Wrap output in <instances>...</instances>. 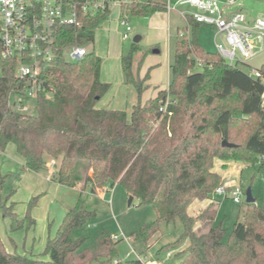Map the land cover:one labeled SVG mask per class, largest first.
Segmentation results:
<instances>
[{"label": "trees", "instance_id": "16d2710c", "mask_svg": "<svg viewBox=\"0 0 264 264\" xmlns=\"http://www.w3.org/2000/svg\"><path fill=\"white\" fill-rule=\"evenodd\" d=\"M167 11L164 0H140L131 13L144 18ZM111 12L82 18L81 28L65 26L56 33L60 49L55 59L41 64L42 77L53 95L40 96L35 113L23 114L9 107V99L19 89L16 60L0 59V151L9 144L23 158L25 169L47 170L49 158L60 161L52 175L65 187L90 186L92 193L121 184L141 204L151 205L155 221L133 235L149 241L160 232V223L179 218L181 236L162 248H175L187 238L190 243L176 254L178 264H264V204H245L241 217L227 231L215 225L216 201L210 199L222 178L214 170V160L233 159L264 169V65L256 77L238 66L229 65L220 54L203 49L198 30L203 26L188 18L191 30L176 39L171 80L167 90L145 103L149 72L141 77L145 54L132 43L121 57L125 83L133 85L137 103L127 111L97 107L111 85L101 79L102 58L94 51L82 61H68L62 51L74 45L95 42L97 28ZM140 61L135 65L136 57ZM197 59L202 60L199 63ZM167 98L166 111L161 110ZM223 141L235 144L224 147ZM4 178L0 171V221L8 215L17 219L15 202L4 200ZM231 188L227 187V192ZM26 219L34 225L31 210ZM209 200L196 215L190 206ZM94 212L70 208L53 237H49L40 259L12 253L0 232V264H114L118 241L105 230L95 244L85 247V239H73L72 231L94 219ZM19 227H22V222ZM119 264H123L122 262ZM125 264H145L140 258Z\"/></svg>", "mask_w": 264, "mask_h": 264}, {"label": "rangeland", "instance_id": "374dc122", "mask_svg": "<svg viewBox=\"0 0 264 264\" xmlns=\"http://www.w3.org/2000/svg\"><path fill=\"white\" fill-rule=\"evenodd\" d=\"M179 0H170V4L175 8L172 11H161L167 13V27L164 30L166 35H169L160 43L150 44L149 29L145 25L147 21L145 18L134 16L131 13L128 20L132 25L129 41H124L122 34L124 28L118 21V13L113 10L111 16L108 17L96 30L95 42L86 45L89 52L94 51L102 58V77L107 79L112 86L110 90L99 99L98 108L115 109L131 112L132 106L137 103V95L133 85L125 83L124 72L121 64V54H128L131 45L134 42L135 36H143V41L139 44L140 52L145 54V59L142 67L145 71H150V78L158 77L159 87L167 86L168 78V64L174 61V47L177 37V28H186L187 20L181 15V12H195L193 7L180 6ZM226 0H220L225 2ZM164 2L167 4L166 0ZM235 11L241 9L251 22L258 18L264 19V0H237ZM147 28V29H146ZM209 26H200L198 35L201 39L205 38L206 45L210 50L217 51L214 43L213 30ZM210 31V32H209ZM169 39V41H168ZM205 46V47H208ZM161 47V53L156 55L153 50ZM65 54V53H64ZM140 56L136 57L135 65L140 61ZM158 57V64L156 66L152 58ZM148 58V59H147ZM264 65V53L256 56L248 63H240L239 68L256 77L258 71ZM105 73V75L103 74ZM1 76V72H0ZM150 80V79H149ZM165 80V81H164ZM150 86L143 93L141 100L144 102L147 98L155 95L156 87L150 83ZM158 88V87H157ZM32 101L34 105L31 113H35L37 103ZM13 150V151H11ZM5 154L0 156V171L4 178V186L1 191L2 198L6 200L10 198L15 202V214H17L18 221L22 222V227H19V222L11 216L2 218L0 221L1 238L7 250H20L24 255L40 259L42 253L46 248L48 237V224L43 214L39 215L31 225L29 219H26L27 208L29 203L36 197H40L38 203L45 194L39 193L47 190L46 181H31L25 179V171L20 166V156L13 144H9L5 149ZM214 170L221 176L222 182L225 186L240 187L245 193L242 198V204H236L229 194L227 198L218 195L216 192L212 193L210 199H214L217 204L218 213L214 224H222L227 231L225 240H229V233L233 230L235 222L242 216L246 204L247 189L250 188L255 198V204L258 207L264 204V169H261L260 163L251 164L245 161H238L227 159L223 161L219 158L214 160ZM59 159L47 160V170L41 171L44 177L54 173L59 165ZM35 173V172H34ZM41 176V175H40ZM221 186V184L219 185ZM108 186L99 189L96 193H92L90 188H86L79 198L78 193L73 195V208L78 210H88L94 212L95 218L89 220L83 227L75 228L71 237L73 239H85V247H90L95 244L97 237L102 231H109L112 237L119 236L117 250V259H122L125 264L127 260L141 259L145 264H178L176 254L186 248L190 241L185 238L182 244L175 248H166L165 251L160 252L167 244L175 242L183 232V225L179 218H175L169 222L160 223V232L150 238L149 241L135 240L133 235L140 230L145 224L155 221L157 213L151 205L141 204L138 197H134L130 204L131 196L127 193L125 188L117 183L114 188L106 191ZM49 194V192H47ZM30 194L29 198L28 195ZM71 195V193L69 194ZM48 196V195H47ZM72 196V195H71ZM70 198V197H69ZM61 200V199H60ZM207 201H198L202 206L207 204ZM37 203V205H38ZM65 201L62 200V205ZM196 205V206H197ZM43 206V204H42ZM41 206V207H42ZM71 207V208H72ZM35 208V207H34ZM34 208L31 210L33 212ZM32 218L33 213H32ZM8 236L15 238L16 246L11 245ZM35 254L36 256L31 255ZM171 256H168L167 254ZM23 255V254H22ZM23 255V256H24Z\"/></svg>", "mask_w": 264, "mask_h": 264}, {"label": "built area", "instance_id": "2783aa9c", "mask_svg": "<svg viewBox=\"0 0 264 264\" xmlns=\"http://www.w3.org/2000/svg\"><path fill=\"white\" fill-rule=\"evenodd\" d=\"M138 2L140 0H0V59L17 62L15 79L19 89L9 99V107L19 113L32 114V101L53 95V88L45 85L40 66L55 59L60 52L56 44L59 28H81L82 18L118 10V21L124 28L123 40L129 41L133 28L128 16L131 6ZM166 2L169 11L175 9L170 0ZM177 4L195 9L191 13L181 12L187 21L192 17L199 24L214 29L216 50L229 65L248 63L264 53V19L251 22L241 9L235 11L237 0L222 3L218 0H179ZM179 35L183 37L184 32ZM88 52L86 46L74 45L64 49L62 54L68 61L77 63ZM197 61L202 63L200 59ZM169 103L167 98L161 110L166 111ZM227 187L231 188L228 192ZM109 189L107 187L106 191ZM214 192L225 198L230 194L236 204H242L245 194L240 187L224 184ZM112 239L118 241L119 236ZM121 262L119 258L114 264Z\"/></svg>", "mask_w": 264, "mask_h": 264}, {"label": "crops", "instance_id": "0c3cea01", "mask_svg": "<svg viewBox=\"0 0 264 264\" xmlns=\"http://www.w3.org/2000/svg\"><path fill=\"white\" fill-rule=\"evenodd\" d=\"M218 1L220 2V0H218ZM115 11H117V13L119 15V11L118 10H115ZM184 12H186V11H184ZM112 13H113V11L111 12L110 16L112 15ZM188 13H191V12H188ZM144 18H145V21H147V23L145 24L147 26H144V27H147L149 29L148 36H149L150 44L160 43L162 40H165L168 37H170L169 35H166L165 31H164L166 29V27H167V21H168L167 20V13L159 11L158 13H154V14H152V15H150L148 17H144ZM118 19H119V17H118ZM211 29L213 30L214 43H215V48H216V43H217L216 34H215V31H214V29L212 27H211ZM185 30L187 32L189 30V33H190L191 27H190V24H189L188 21H187V27L185 29L184 28H180V27L177 28V37H178V34L180 32H183ZM137 36H135V37H137ZM139 37H141V36H139ZM177 37H176V39H177ZM141 38L142 39H141L140 43L143 41L144 37L142 36ZM204 39H205L204 37H203V39H201V44H202L203 49L206 50L207 52L208 51L216 52L214 50H210L209 49V46L206 45V42H205ZM168 41H169V39H168ZM205 46H208V47H205ZM160 51H161V47L160 48L156 47L153 50L154 54H156V55L160 54L161 53ZM121 57H122V54H121ZM151 61H154L155 64H156L158 62V57L152 58ZM157 65L158 64H156V66ZM170 65L171 64H168L169 69H168V78H167V86L166 87H163V86L159 87L160 84H159L158 77L150 78V71L146 72L145 68L141 67L142 70H141V74L140 75H141L142 78L145 77V75L149 72V79L150 80L148 79L146 81V84H148V87L150 86L149 82L154 84L155 87H156L155 95H153L149 99L147 98L144 101V103L146 101L150 100V99L157 98L159 92H161L162 90H167L169 88L170 80H171V67H170ZM102 72H104V71H102ZM103 74L105 75V73H103ZM101 79H102L103 82L108 81L107 79L102 77V74H101ZM105 83H108V82H105ZM108 84H110V83H108ZM97 107H98V105H97ZM115 109H118V108L115 107ZM115 109H110V110H115ZM11 151H13V150H11ZM4 154L5 153H2L0 156H3ZM19 164H20V166H23V158L22 157H20V163ZM22 170L25 171V173H24L25 174V179L28 178L29 182L35 180L37 182L41 181V182L45 183V181H46L47 187H45V188H47V190H44V192H39V193L45 194L46 196H43V198L40 200V204L38 203V205L35 206V208H34L32 213H33V217H34V222H36V219L39 217L40 213H41V215L43 214V216L46 219L47 224H48V237H47V239L49 237H53L55 235V233L57 232L59 225L62 223L63 219L65 218V216L67 215L68 211L70 210V208L72 206L73 207L77 206V205H73V202H74L73 199H75V197L73 198V195L78 193L79 198H81L82 197L81 196L82 193L85 192L86 188H90V186L86 185V184H79V185H77L75 187H69L68 188V187H65L63 185H60L56 181H52L51 175L44 177L41 172L34 173L31 170L25 169L24 166L22 167ZM47 192H49V194ZM70 193H71L72 196L69 195ZM29 196H30V194L28 195V198H29ZM62 200L65 201V203L63 205L61 204ZM196 202H198V201L196 200ZM196 202H194L189 208L190 209V213L192 215H196L200 210L205 208L208 205V203H209V201H207V204L202 206L201 203L199 205H197ZM42 204H43V206H42ZM7 239H9L11 245H14V246L18 245L15 242V238H11V236H8ZM13 253L20 254V255L23 254L24 255L25 252L23 253L20 250V247H19V250L18 251L17 250L13 251ZM31 255L36 256L35 254H32V253H31Z\"/></svg>", "mask_w": 264, "mask_h": 264}, {"label": "water", "instance_id": "95a60500", "mask_svg": "<svg viewBox=\"0 0 264 264\" xmlns=\"http://www.w3.org/2000/svg\"><path fill=\"white\" fill-rule=\"evenodd\" d=\"M141 39H142L141 37L137 36V37L134 39V43L139 44L140 41H141ZM222 145H223L224 147H226V146H227V147H235V146H236L235 144H231V143H229V142H227V141H223ZM246 192H247L246 202L249 203V204H251V203H255V198H254V196H253V193H252L251 189L248 188ZM133 199H134V196H131L130 204L133 202Z\"/></svg>", "mask_w": 264, "mask_h": 264}]
</instances>
